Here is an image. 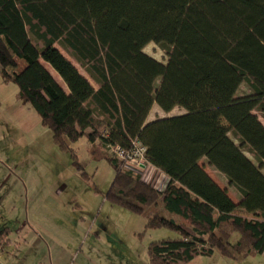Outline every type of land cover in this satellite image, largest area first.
I'll list each match as a JSON object with an SVG mask.
<instances>
[{"label":"trees","instance_id":"obj_1","mask_svg":"<svg viewBox=\"0 0 264 264\" xmlns=\"http://www.w3.org/2000/svg\"><path fill=\"white\" fill-rule=\"evenodd\" d=\"M149 42L190 86L144 51ZM17 58L26 65L11 76ZM0 66L59 147L83 135L98 142L94 158L115 171L105 195L111 204L144 214L147 227L178 231L148 244L150 264H189L214 252L240 262L264 251V176L217 124L223 117L264 171V123L256 113L264 116V0H0ZM154 104L183 111L148 119ZM134 140L168 177L162 192L114 154Z\"/></svg>","mask_w":264,"mask_h":264},{"label":"rangeland","instance_id":"obj_2","mask_svg":"<svg viewBox=\"0 0 264 264\" xmlns=\"http://www.w3.org/2000/svg\"><path fill=\"white\" fill-rule=\"evenodd\" d=\"M57 47L87 76L65 49ZM144 51L164 62L185 86H190L189 80L157 43L149 42ZM44 64L66 89L62 78ZM25 65L23 58H17V65L8 67L7 71L14 76ZM17 92L14 82L3 79L0 66V264H50L53 260L56 262L57 256L61 264H150L148 244L176 237L178 231L147 227L144 214L111 204L105 195L115 171L105 160L94 158L92 152L100 151L98 142L93 144L83 135L69 142V148L59 147L52 138V130L42 124L34 108L16 97ZM182 111L175 107L165 113L154 104L149 119ZM256 113L264 123V116ZM217 124L223 129L226 142L246 160L258 178H263L264 171L255 166L249 153L237 146L228 122L220 117ZM72 150L84 167L75 164ZM203 166L237 200L226 181L207 164ZM164 177L163 174V188ZM6 228L28 240H22L20 247H16L14 237L8 238ZM53 238L77 253L68 254L66 249L57 247L58 242L54 243ZM15 250L16 257H8ZM189 264H264V254L239 262L214 252L210 256H198Z\"/></svg>","mask_w":264,"mask_h":264},{"label":"built area","instance_id":"obj_3","mask_svg":"<svg viewBox=\"0 0 264 264\" xmlns=\"http://www.w3.org/2000/svg\"><path fill=\"white\" fill-rule=\"evenodd\" d=\"M114 154L123 160V167L134 171L142 182L162 192L167 184L168 177L157 167L148 162L147 148L140 141L134 140L129 147L115 146ZM164 174L165 186L163 188L162 175Z\"/></svg>","mask_w":264,"mask_h":264},{"label":"crops","instance_id":"obj_4","mask_svg":"<svg viewBox=\"0 0 264 264\" xmlns=\"http://www.w3.org/2000/svg\"><path fill=\"white\" fill-rule=\"evenodd\" d=\"M148 119H149V116H148ZM220 119V118H219ZM218 119V120H219ZM213 177V176H212ZM234 201L235 202H237V200H235L234 199ZM18 221V220H17ZM17 223V222H16ZM19 226H18V223L16 224V228H18ZM9 235H11V237H14V241H15V243H16V247H20V243H21V241L22 240H24V239H26V240H28L27 238H24V237H22L20 234H18V235H15V234H13V231L10 229V234ZM67 237H70L69 235H67ZM71 239H73V238H71ZM25 241V240H24ZM53 241H54V243L57 241L58 242V245H57V247H59V248H62L63 250L64 249H66L67 250V253L69 254L70 252H72V253H77V251L76 250H73V249H71L69 246H66L62 241H58V239H56V238H53ZM17 252L18 251H14V252H12V253H10L9 254V256L8 257H13V258H15L16 257V254H17ZM263 254H264V251L262 252ZM36 260H38V257H36V255H34L33 256ZM54 258V257H53ZM51 259H52V255H51ZM57 260H56V262L53 260L52 262H50V264H61L60 262H59V260H60V257L59 256H57V258H56Z\"/></svg>","mask_w":264,"mask_h":264}]
</instances>
